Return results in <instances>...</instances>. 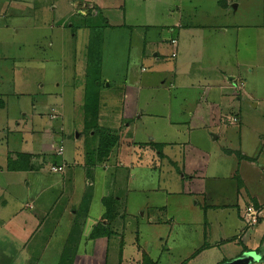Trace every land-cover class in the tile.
<instances>
[{"label":"rangeland","instance_id":"1","mask_svg":"<svg viewBox=\"0 0 264 264\" xmlns=\"http://www.w3.org/2000/svg\"><path fill=\"white\" fill-rule=\"evenodd\" d=\"M218 1L125 0L124 8L108 9L105 12L104 17L109 22V26L104 33V42H102V44L104 43L103 60L112 80L118 79L116 70L125 68L126 65L129 70L134 69L129 72V75L137 79L140 74L143 76L147 70L152 71L151 67L154 65L149 61L152 57H144L142 52L138 50L143 48L138 46L140 42L138 43V36H135L137 34L135 30L142 32L140 28L146 25L165 26L171 23L173 20L169 14V9L172 5L182 8L180 10L182 15L184 17L190 16L192 23L196 22L203 28L208 26L210 34L211 31L217 33L219 24L227 25L231 30V43H236V52H234L237 65H239L238 68H234L235 76L237 75L236 81H240L249 93H246L244 88L243 91L237 92L238 96L232 97L231 103L224 105V114L230 118L235 115L238 116L240 123L232 126L225 124L228 130L225 137L228 141L221 139L222 145H219L236 149L239 148V143L246 145V142H251L250 145L254 149L260 147L263 150L261 154L264 155V143H260L261 141L264 142V68L262 67L264 65V30L260 26L262 23V0H223L226 3L223 10L217 5ZM69 2L70 0H0V94L4 97V102L8 103V109L0 111V159L3 158V155H7L12 161L11 155L14 154L11 152H19L24 149L23 141L26 137L24 131L21 128L18 129L16 125L22 121L25 113L32 117L29 118L28 122H32L34 125H40L39 121H48L50 106L54 103V94L64 96L65 107L63 108L68 115L62 120H66L67 127L63 133V154L61 156L65 153V157L70 163L73 157V144L78 143L75 139L80 140L85 136L98 139V133L106 130L118 134L117 144L120 141L130 139V136L125 134L119 135L117 128L123 127V120L116 116V114L118 115L120 103L118 95L120 94H118V90L117 95L114 96L115 87L111 86L104 85V96H108L109 102L106 100L103 102L106 108L104 111L107 112L105 114H114L111 118L104 117V121L100 123L96 117H89L90 106L88 105L87 116L83 119V128L82 130L80 128L81 132L78 133L77 128L69 126L73 120L69 115L72 106L70 99L73 96L71 85L77 86L82 83L83 79L80 74L82 66L85 64L87 45L85 33L80 32L76 38H73V30L69 28V25L71 23L77 24V14L80 7L72 6ZM116 2L118 3V0ZM231 5H235L236 8H231ZM95 22L101 25L103 19L98 18ZM129 24L133 27L132 31L127 28ZM154 38L150 40V35H148L147 41H150V44L146 42L144 45L145 56H151V51L156 49L155 46L153 48V45L157 43H155ZM170 52H172L171 48L166 46V53L169 54ZM142 57L148 61H142L144 60ZM161 62L173 64L174 60L165 59ZM211 64H213L212 61L208 62V59L203 56L201 62L193 65V69L192 67L190 69L192 80L195 74L199 77L208 75V71H204L202 67H208ZM62 66L63 71L61 72ZM248 66L250 67L248 68ZM260 67L263 70H260ZM142 69L145 71L142 72ZM162 81H165L163 86L161 85ZM187 81L190 82L189 79H185V82ZM152 82H154L155 88L140 92L142 101L147 100L149 104L153 100L156 101L153 108L145 110L146 114L150 113L143 118L148 123L155 122L159 126L163 125L162 123L165 122L163 118L167 115L164 105H170L168 109L174 113L186 114L194 108L199 100L201 90H199V94L192 90H188L190 93L185 94L180 91L176 92L171 88L172 76L169 73L164 74L158 82L156 79ZM57 84H59V88L56 87ZM232 86H236L234 82H232ZM89 89L91 90V97L96 98L95 87L91 85ZM229 96L231 97L230 94ZM42 98H47L48 103L39 107ZM204 99L205 95L204 98L201 97L202 107H205ZM253 104H255L254 107H252ZM38 112L43 114L44 119L36 117ZM149 115H163V118L154 120ZM167 117L170 119L169 116ZM133 121L136 122L137 120L133 119ZM129 123L133 126L132 122ZM60 124L61 122L58 120L55 126L58 127ZM36 138L38 140L39 135ZM58 141L59 139H57ZM57 145L59 144L57 143ZM35 146L37 143L32 144L33 149ZM111 152L116 156V151L111 150ZM109 157L101 161L94 158L92 161V168L95 171L93 175H91L92 168H86L89 173H87L89 178L87 180L86 201L79 197L81 199L76 202L77 204L66 205L65 197L71 191L70 188L68 191L61 188L57 192L45 194L43 197L45 203L50 202L52 204L51 199L55 192L59 195V199L54 201V205L44 217L43 229L32 237L34 232L29 231L30 241L25 247L29 255L24 253L16 256L17 262L10 263L4 257L9 250L5 246L2 247L0 241V264H143L144 257L150 258L152 263L157 264H211V260L219 258L222 249H219V253L208 251L200 257L197 256L201 252L200 246L215 241L219 235L228 236L234 232L235 217L232 214L226 215L219 211V214L214 213L211 216L220 215L217 217L216 223H211L208 220L207 223L203 224L204 219L197 223L196 219L194 224L187 225L190 222L189 215L199 216L196 213V208L190 207L191 213L189 215H181L179 218L171 216V219L183 220L182 224H179V221L174 225L166 223L170 216L164 214H158L157 219L160 223L156 224L155 219L154 222L150 219L152 212H149V209L145 212L141 210L144 215H141V212L137 213V208L142 201L152 202L149 200L152 198L151 193L141 192L137 182H131L122 191L121 196L125 205L122 202L120 209H116L115 219L110 223L104 222V206L100 196L115 197L117 186L122 184L117 182L115 175L117 167L114 165L112 157ZM263 157L255 163L256 166L262 163ZM230 160L234 165L238 162L235 156L231 157ZM53 161L59 163L60 158L46 159L49 165ZM0 164H2L1 160ZM61 165L65 167V165ZM52 168L56 167H51V172L59 173L58 170L53 171ZM230 168L232 169L231 164ZM73 170L80 172L79 166H74ZM79 172L76 173L78 180L81 178ZM97 174H99L98 176L101 174V179H94ZM221 183L228 188L213 189L214 186L211 184L208 188L212 192L224 191V194H230L233 197L234 182L223 180ZM145 190L148 191V189ZM16 193L20 192L16 190ZM77 195L81 196V191H78ZM173 200L177 209L178 200ZM181 200L184 202L185 199ZM188 203L193 204L190 199ZM224 203H226L225 200ZM252 212L257 217L256 212L253 210ZM249 214L247 211L245 217L250 218L251 214ZM18 216L21 217V215ZM100 223L109 229L110 237L100 236L97 239H90L93 229ZM231 225H233L232 228ZM251 232H253V236L249 245L256 244L257 247L253 248V252L260 248L264 255V245L260 244L259 246L260 240L257 231L254 232L253 228ZM205 235L207 236L205 237ZM237 243L241 249H245L246 245H243L242 242ZM44 248L45 250H43ZM226 248H231V246ZM253 252L251 255L247 254L248 260L254 261L256 259L257 254ZM76 255H81V257L77 259ZM40 256L43 262L35 261ZM27 258L28 260H26ZM241 258L242 256L233 260H224L219 264H238L245 261ZM250 264H264V256L261 262H251Z\"/></svg>","mask_w":264,"mask_h":264},{"label":"crops","instance_id":"2","mask_svg":"<svg viewBox=\"0 0 264 264\" xmlns=\"http://www.w3.org/2000/svg\"><path fill=\"white\" fill-rule=\"evenodd\" d=\"M116 1L70 0L69 2L72 6L80 7L77 14V24L71 23L69 25V28L73 30V38H76L78 33L83 32L87 42L85 64H83L80 74L83 79L82 83L77 86L71 85L73 96L70 99L72 106L69 115L73 120L69 126L77 128L78 133L83 128V119L87 116V91H89V86H97V83L93 82V77L99 76L101 82L98 85L100 89L95 91L96 98H92L90 101L98 104L96 111L89 113V117H96L100 123L104 121V117L111 118L114 115L105 114L107 112L104 111L106 108L103 102L104 100L109 101L107 100L108 96H104V85L117 88V90L114 88V96L119 90L118 101L120 103L116 116L123 120V127L120 126L117 129H119V135L125 134L130 136V139L120 141L112 149V151H116L118 158L111 151L107 156L111 158L114 155L112 159L117 167L115 175L118 184L122 183L116 188V196L114 197L118 202L116 209H120L122 202L124 204L121 196L122 191L131 182H137L141 192H148L152 195V198H149L152 202L142 201L137 208V213L149 209V212H152L150 219L152 221L155 219L156 224L160 223L157 219L158 214L170 216L166 223L174 225L179 221V224H182L183 220L177 221L171 219V216L179 218L181 215H189L191 213L190 207L196 208V213L199 216L189 215L190 222L187 225L194 224L196 219L197 223H200L201 219H204L203 224L207 223L208 220L211 223H216L217 217L220 215L211 216L214 213L219 214V211L226 215L232 214L236 222H234V227L231 225L234 232L228 236L219 235L215 241L200 246L201 252L197 257L208 251L219 253V249H222L219 258L211 260V264H219L224 260H233L239 256L245 260L242 262L244 264L261 262L264 255L260 248L256 249V253L253 252L256 244L250 246L249 241L253 236L251 230L254 228V232L257 231L259 236V246L260 244L264 245V155L261 154L263 150L260 147L254 149L250 145L251 142H246V145L239 143V148L236 149L222 147L220 143L221 139L228 141L225 137L228 131L225 124L232 126L240 123L238 116L235 115L230 118L224 114V105L231 103L232 97L238 96L237 92L243 91L244 88L246 93H249L240 81H236L237 75L235 76L234 68H238L239 65H237L235 57L236 43H231V30L227 25L219 24L217 33L211 31L210 34L208 26L203 28L196 22L192 23L190 16L184 17L182 15L180 11L182 8L172 5L169 9V14L173 20L171 23L165 26L146 25L140 28L142 32L135 30L137 32L135 36H138V43L140 42V45H137L143 48L138 50L142 52L144 57H152L149 59L154 65L151 67L152 71L147 70L143 76L140 74L137 79L129 75V72L134 69L129 70L126 65L125 68L116 70L118 79L112 80L103 60L104 43L102 44V42H104V33L109 26V22L104 17L106 10L121 9L125 6V0H118V3ZM217 5L222 10L226 7L223 0H219ZM231 8L235 9L236 6L231 5ZM261 17L260 26L264 30V0L261 1ZM98 18L103 19L101 25L95 22ZM127 28L131 31L133 29L130 24ZM148 35H150V40L155 35L154 41L157 42L152 44L153 48L155 46L156 49L151 51V56H145L144 53V45L148 42ZM148 43L150 44V41ZM166 46L171 48L172 52L169 54L166 53ZM203 56L208 59V62L211 60L213 63L208 67H202L204 71H208V75L199 77L195 74L192 80L190 69L193 65L200 63ZM165 59H173L174 63L161 62ZM262 67L264 68V65ZM262 67L259 69L263 70ZM94 69H99V74L92 77L90 70ZM142 70V72L145 71V69ZM167 73L172 76L171 88L176 92L180 91L185 94L190 93L188 90H192L196 94H199V90L201 92L194 108L186 114L174 113L168 109L170 105H164L167 110L166 117L149 115L154 120L163 118L165 122L159 126L155 122L148 123L143 120L150 114H146L145 110L153 108L156 101L153 100L150 104L147 100L142 101L140 92L155 88L152 81L156 79L158 82ZM119 75L121 77H118ZM185 79H189L190 82H185ZM164 82L162 81V86L165 84ZM232 82L236 85L235 87L232 86ZM56 87L59 88V84ZM204 95L205 107H202L201 97L204 98ZM63 97L62 94H54V103L50 106L48 121H39L40 125L29 123V118L32 117L25 113L22 121L16 125L18 129L21 128L24 131L26 137L23 141L24 149L19 152H11L14 154L11 155L12 161L7 155H3V158L0 159L2 162L0 164V241L1 246H5L9 250L6 256H3L10 263L17 262L16 256L24 253L29 255L25 248L30 241L29 231L34 232L32 237L43 229L44 217L54 205V201L59 199V195L56 193L59 189L64 188L68 191L70 188L71 190L65 197L66 205L77 204L76 202L81 199L79 197L87 200L85 198L87 197L86 188L89 173L86 168L93 167L88 164L92 155V149L88 150V147L95 150L97 142L93 141L92 136H85L80 140L75 139L78 143L73 144L71 163L67 161L65 153L63 156H61L63 152L60 155L57 154V148H63V133L67 127L66 120L62 121L68 115L63 108L65 107ZM3 98L0 94V111L8 109V103L4 102ZM47 101V98H42L39 107L45 106ZM254 106L255 104L252 105V107ZM131 114L132 117H130ZM167 116L170 119H167ZM36 117L43 118V114L38 112ZM133 119L137 121L134 122ZM58 120L61 124L56 127L55 123ZM129 122H132L133 126ZM84 132H86L85 129ZM37 135H39L38 140ZM57 139H59L58 142ZM33 143H37L35 149L32 148ZM260 143L264 142L261 141ZM233 156L238 159L236 165L230 162V158ZM52 157L60 158V162L53 161L50 165L47 164L46 159ZM261 157H263L262 165L256 166L255 163ZM74 166H79L80 172L73 170ZM51 167H62L63 171L51 172ZM78 172L81 174L80 180L76 178ZM94 172L92 168L91 175ZM97 176L94 179L99 180L101 174ZM223 180L234 182L235 188L231 186L234 188L233 197L230 194H224V191L212 192L208 188L211 184L214 186L213 189H227L228 187L226 188L221 183ZM16 190L20 193H16ZM33 191L35 192L32 193ZM53 191L56 192L51 199L52 204L43 202L44 195ZM78 191H81V196L77 195ZM103 197L105 195L100 196L101 200ZM183 198L185 199L184 202L181 200ZM173 199L178 200L177 209ZM189 199L193 202L192 205L188 203ZM248 209H252L257 214V222L253 226L246 223L245 214ZM141 215L144 213L141 212ZM237 242H242L250 249L246 247L241 249ZM46 244L48 245V243ZM229 245L231 248H226ZM252 252L257 254L255 256L257 261H255L256 259L254 261L248 260L247 254L251 255ZM76 256L77 259L81 257V255ZM35 261L43 262L41 256Z\"/></svg>","mask_w":264,"mask_h":264},{"label":"trees","instance_id":"3","mask_svg":"<svg viewBox=\"0 0 264 264\" xmlns=\"http://www.w3.org/2000/svg\"><path fill=\"white\" fill-rule=\"evenodd\" d=\"M99 68V67H98ZM99 69H94V70H90L92 72H90V74H92V76L94 75H98L99 74ZM95 81V83H97V86L94 85L95 89L97 90L99 88V83L101 82L100 77H94L93 78V82ZM92 82V84H93ZM93 86V85H92ZM100 89V88H99ZM89 91H87V108L88 105L90 106V109L88 110L89 113L91 112H95L97 105L96 103H92L90 102L92 97H91V90L88 88ZM95 90V91H96ZM96 105V106H95ZM117 133L113 132H107L106 131H101L98 133V139H93V141H96V148L95 150L91 147H88L89 149H92L91 154H93V156L90 154V152H88L91 156L89 158V166H92V161L94 160V158H97L98 161L103 160L104 158H107V156L109 155L110 151L116 147L117 145ZM95 152V153H94ZM102 204L104 206V213H103V220L106 223H110L111 221H113L115 219V211H116V205H117V200L113 197H103L102 198ZM104 227V228H103ZM111 232L109 231L108 228H106L102 223L98 224V226H96L91 235H90V239H97L98 237H110ZM120 249H121V245H120ZM145 259L143 260V264H157V263H152L150 258L144 257Z\"/></svg>","mask_w":264,"mask_h":264},{"label":"built area","instance_id":"4","mask_svg":"<svg viewBox=\"0 0 264 264\" xmlns=\"http://www.w3.org/2000/svg\"><path fill=\"white\" fill-rule=\"evenodd\" d=\"M63 152V149L62 147H60V149H57V154H62ZM53 171H63V168H60V167H57V168H52ZM248 212L251 214L250 215V218L249 217H245L246 218V223L249 225V226H253L256 222H257V218L255 217L254 215V212H252V209H248Z\"/></svg>","mask_w":264,"mask_h":264},{"label":"water","instance_id":"5","mask_svg":"<svg viewBox=\"0 0 264 264\" xmlns=\"http://www.w3.org/2000/svg\"><path fill=\"white\" fill-rule=\"evenodd\" d=\"M232 263H234V262H232ZM238 264H243L242 262H240V263H238Z\"/></svg>","mask_w":264,"mask_h":264}]
</instances>
